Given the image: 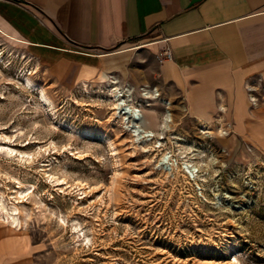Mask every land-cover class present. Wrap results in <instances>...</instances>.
Here are the masks:
<instances>
[{"label": "rangeland", "instance_id": "374dc122", "mask_svg": "<svg viewBox=\"0 0 264 264\" xmlns=\"http://www.w3.org/2000/svg\"><path fill=\"white\" fill-rule=\"evenodd\" d=\"M153 87L63 84L0 27V206L17 218L0 212V264H264V124L245 137ZM113 94L153 137L132 140Z\"/></svg>", "mask_w": 264, "mask_h": 264}, {"label": "crops", "instance_id": "0c3cea01", "mask_svg": "<svg viewBox=\"0 0 264 264\" xmlns=\"http://www.w3.org/2000/svg\"><path fill=\"white\" fill-rule=\"evenodd\" d=\"M0 27L63 84L115 72L184 116L218 115L245 137L264 124L249 92L264 85V0H0Z\"/></svg>", "mask_w": 264, "mask_h": 264}, {"label": "bare ground", "instance_id": "6f19581e", "mask_svg": "<svg viewBox=\"0 0 264 264\" xmlns=\"http://www.w3.org/2000/svg\"><path fill=\"white\" fill-rule=\"evenodd\" d=\"M111 81H117V80L111 79ZM27 84L32 85V86H36L29 80V78H27ZM146 91H149V90H146ZM150 93H151L150 91H149V93L144 92L143 96L145 95V97H150L151 96ZM41 94H42V97L45 98L46 94L44 93L43 90H41ZM154 94L157 95V93H155V92H154ZM118 95L113 94V101L115 102L114 106H113V109H115L114 117L115 118H122V123H123L122 127L125 130L129 131L132 136H134L132 140L134 142L135 141L137 142L139 139H141L144 136H146V137L151 136L152 137L153 133L150 130H146V126L144 125V123H146V120L143 116V113L140 111V109L133 108V107L129 106L128 104H126L125 100H120ZM120 96L122 97L123 93ZM168 120H169V118L167 116L165 121H168ZM115 121L118 122L119 120L115 119ZM14 208H15V210L17 209V207H14ZM0 212H1V217H3L2 215H4V217H5V219H4L5 223H13L17 220L16 216H14L12 214H8L7 212H5L3 210V207H1V206H0Z\"/></svg>", "mask_w": 264, "mask_h": 264}, {"label": "built area", "instance_id": "2783aa9c", "mask_svg": "<svg viewBox=\"0 0 264 264\" xmlns=\"http://www.w3.org/2000/svg\"><path fill=\"white\" fill-rule=\"evenodd\" d=\"M171 58H172V53H171V50L169 48H165L157 56V59L159 62H162L164 60H169ZM150 91L157 93V95L159 94L156 87H153L152 90H150ZM152 137H153V135H152Z\"/></svg>", "mask_w": 264, "mask_h": 264}]
</instances>
